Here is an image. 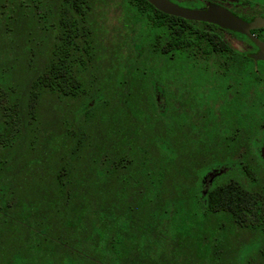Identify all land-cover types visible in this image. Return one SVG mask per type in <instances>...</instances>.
Instances as JSON below:
<instances>
[{"label": "trees", "instance_id": "trees-1", "mask_svg": "<svg viewBox=\"0 0 264 264\" xmlns=\"http://www.w3.org/2000/svg\"><path fill=\"white\" fill-rule=\"evenodd\" d=\"M87 1H60L59 11L55 14L59 31L47 53L44 68L30 82L25 101L28 116L32 118L44 100L63 102L80 97L79 120L94 118L106 124L105 136L104 130L102 131L105 140L103 139L94 150L96 155H90L84 165L86 171L92 175L87 185L90 188L97 187L104 184V178L115 180L119 174H128L132 170L137 172L141 177L140 185L143 186L135 192L140 214L148 213L146 208L150 209L157 200L155 192H158V189L155 187L159 185V178L171 170L175 171L183 184L180 194L169 212H166V209L162 211L161 218L166 219L165 221L156 223L152 229L145 226L144 230L150 234L152 242H146L140 253L142 258L146 257L148 260L149 252L155 249L157 252L167 253L166 261L161 264H176L174 260L179 248L174 247L175 239L177 244L181 245L184 257H188L184 264H217L214 263L216 259L226 264H244L249 253L255 264H264V155L261 154V148H264V127L258 129L259 133L251 136V160L249 155L232 159L221 155L220 160H216L215 155L211 161L193 167V164L190 165L191 159L177 155L182 152V145L176 140L177 127L168 124L164 129V136L152 135L148 118L139 105V102L149 99L148 104L159 116L165 119L170 117L162 84L164 76L161 72L159 74L162 77L158 73H152L148 66V60L152 56H165L166 75L173 70L180 73V70H183L195 72L193 77H197V74L204 73L203 64L211 61L221 72L220 79L223 80V76L229 75L236 83H245L250 77L256 79V64L264 60L258 61L248 57L246 50L241 51L230 45L227 36L248 42L251 45L250 50H255V46L238 32L206 22L164 14L145 0H123L131 13V30L134 34L129 45L125 66L127 68L121 70L120 67L110 64L104 72V78L96 79L98 84L84 95L80 92L82 78L79 71L86 68L87 59L84 56L90 47L86 40L79 45L75 40L83 37L86 32L82 19ZM0 3L2 6L8 4L5 10L0 11V20L4 25L10 19L19 23L21 18L27 16H32L29 22L31 24L39 7L37 1L28 4L25 0H0ZM19 24H23V21ZM250 32L264 44L263 28ZM13 51L24 55L22 46L17 45ZM34 52V48L29 49L28 59H31ZM112 55L120 56L118 52H111L110 56ZM199 56L202 59L196 60L195 57ZM121 84L131 92L127 91L122 95L112 93ZM131 88H136L137 92L133 93ZM22 123L16 86L0 75V149L9 150L8 155H0V203L7 179L14 170H26L35 164L26 160L27 155H12V144L20 136ZM29 147L25 144L23 149ZM73 148H78L77 144L73 143L70 151ZM144 148L156 154L150 155L148 159L149 155H143L146 153ZM69 156L71 155L49 156L51 159L45 161L44 166L41 162L38 163L43 170L41 174L47 176L55 186V190H51L54 204L51 210L56 218L55 227L72 236L73 224L78 223L81 218H86L88 212L93 227L89 232L93 253L101 257L106 254L107 264H119L129 251L133 238L112 236L108 238L110 241H107V244L104 243L108 229L104 234L103 216L99 215L94 204L90 203L94 192H98L97 188L86 191L89 194L80 199L85 202L82 203V208L74 210V214L70 212L72 207L67 204L73 197L76 198L77 194L73 196V193H69V189L65 188L72 182L69 177L72 164L70 158L67 160ZM149 166L152 168H148ZM212 167L221 170L213 176L208 173V169L211 170ZM67 213L70 214V219L67 218ZM94 217L98 218L93 220ZM93 221L99 223L103 230L97 229ZM4 223L5 218L0 214V234ZM39 225L47 229L44 222ZM226 227L247 230L251 232V237L242 247L220 256L217 243L220 242L219 237L223 238L221 246L226 243V235L220 231ZM77 229L75 224L74 231L77 232ZM142 232L138 231V238ZM218 235L220 236L217 237ZM32 241L35 243L31 244L30 253L28 248L27 253L12 252L10 259H5V263L73 264V258L64 248H59L56 256L53 255L54 259L50 256L45 259L43 250L48 240Z\"/></svg>", "mask_w": 264, "mask_h": 264}, {"label": "rangeland", "instance_id": "rangeland-1", "mask_svg": "<svg viewBox=\"0 0 264 264\" xmlns=\"http://www.w3.org/2000/svg\"><path fill=\"white\" fill-rule=\"evenodd\" d=\"M31 1L33 3L37 1L39 6L36 9L38 15L36 14L31 24L29 22L32 16L21 18L23 24H19L21 20L17 23L10 19L4 25L0 20V75L16 86L18 106L23 117L20 136L12 144L14 148L12 155H27L26 160L35 162L32 168L26 169L28 171L22 168L15 169L7 179L0 203V214L5 218L0 234V264H6L5 259L7 257L10 259L12 252L30 253L31 244L35 243L32 240L42 239L48 240L43 250L45 259L47 256L54 259L61 247L73 258V264L104 262L107 264L106 254L101 257L92 251L89 232L93 227L88 212L86 218H81L78 223L73 224L72 236L55 227L56 218L51 210L54 206L51 190H55V186L47 176L41 174L43 170L38 166L40 162L44 166L45 161L51 159L49 156L55 155H71L67 160L70 158L72 164L69 173L72 182L65 188L69 189L73 196L74 194L77 196L67 204L72 207L70 212L74 214V210L82 208V203L85 202L80 199L83 195L89 194L86 191L97 188L98 192H94L90 203L94 204L99 215L103 216L104 234L108 229L107 240L105 239L104 243L107 244L110 241L108 238L112 236L133 238L129 251L119 264L164 263L167 259L166 252L161 253L154 249L149 252L148 260L146 257L142 258L140 253L146 242H152L150 234L144 230L145 226L152 229L156 223L165 221L166 219L161 218L162 211L166 209V212L167 210L169 212L180 194L183 184L175 171L171 170L159 178V185L155 187L158 189V192H155L157 202L154 201L150 209L146 208L148 213L140 214V210H137L138 199L135 192L143 186L140 185L141 177L137 172L132 170L128 171V174H119L115 180L104 178V184L97 187L90 188L87 185L92 175L86 171L84 165L90 155H96L94 150L103 139L105 140L102 131L104 130L105 136L106 124L94 118L79 120L80 97L63 102L44 100L34 116L32 118L28 116L25 101L30 82L44 68L47 53L59 31L55 14L59 11L61 0H25V3L31 4ZM228 3V6L233 7L231 1ZM6 6L7 3L4 6L0 3V11L5 10ZM233 8L244 14L262 13L256 9L251 11L240 10L238 6ZM84 12L82 20L86 32L75 41L79 45L86 40L90 47L84 56L87 59L86 68L79 71L82 78L80 92L87 95L91 88L98 84L96 79L104 78V72L110 64L113 67H120L121 70L127 68L125 66L129 45L134 34L131 30V13L123 0H88ZM227 40L238 50L251 48V45L242 39L227 36ZM17 45L23 47L24 55L14 53L13 48ZM30 48H34L35 52L31 59H28ZM111 52H118L120 56H110ZM195 59L201 60L202 57ZM148 61L152 73L161 72L164 76L159 74L164 79L161 83L165 89L164 96L169 105L167 113L170 116L169 119L159 116L148 104L149 99L139 102L148 118L152 135L164 136V129L168 124L176 126L175 134L178 141L176 142L182 145V152L177 155L191 159L190 165L193 164V167L211 161L215 155L216 160H220L221 155L231 159L249 155L251 160V136L259 133L258 129L264 127V62L256 64V79L250 77L245 83H236L229 75L223 76V80L220 79L221 72L211 61L203 64L204 73L197 74V77H193L195 72L183 70H180L182 73L173 70L166 75L165 56H152ZM225 84L228 87H225ZM131 90L133 93L137 92L136 88ZM127 91L130 89L121 84L112 93L122 95ZM73 143L77 144L78 148L70 151ZM25 144L30 147L23 149ZM144 149L146 153L143 155H149L148 159L150 155L156 154L154 151ZM8 153L9 150L0 149V155ZM261 154L264 155V151H261ZM212 168L208 169V173L213 176L221 170ZM67 218L70 219L69 213ZM97 218L94 217L93 220ZM40 222H44L47 229L41 227ZM75 224L78 227L77 232L74 231ZM93 225L103 230L96 221H93ZM140 230L143 231L142 237L138 238L137 233ZM220 231L226 235V243L222 246L220 242L223 238L217 236L220 241L217 243L220 256L242 247L251 237V232L235 227L222 228ZM173 240L175 249L179 248L174 262L184 264L188 257H184L181 245ZM250 255L251 253L246 255L247 261L244 264H255ZM216 262L226 264L220 259H216L214 263Z\"/></svg>", "mask_w": 264, "mask_h": 264}, {"label": "water", "instance_id": "water-1", "mask_svg": "<svg viewBox=\"0 0 264 264\" xmlns=\"http://www.w3.org/2000/svg\"><path fill=\"white\" fill-rule=\"evenodd\" d=\"M156 10L186 20L201 21L216 25L218 27L238 32L247 37L255 46V51L247 53L254 60H264V44L254 34L253 29L264 27V16H256L246 21L228 11L227 9L210 4L205 8H187L179 6L170 0H145ZM264 151V149H261ZM218 171L217 173H219ZM216 173V174H217Z\"/></svg>", "mask_w": 264, "mask_h": 264}, {"label": "flooded vegetation", "instance_id": "flooded-vegetation-1", "mask_svg": "<svg viewBox=\"0 0 264 264\" xmlns=\"http://www.w3.org/2000/svg\"><path fill=\"white\" fill-rule=\"evenodd\" d=\"M173 3H176L179 6L187 7V8H205L210 4H215L221 6L234 15L241 17L242 19L249 21L253 17L256 16H264V0H170ZM228 1H231L232 6L240 7V10H258V12L262 11V13H241L238 10H235L233 7L228 6ZM261 29V28H259ZM264 29V27H263ZM251 31V30H250ZM260 40V39H259ZM263 43V42H262ZM251 49V48H250ZM246 50L247 53H251L255 50Z\"/></svg>", "mask_w": 264, "mask_h": 264}]
</instances>
